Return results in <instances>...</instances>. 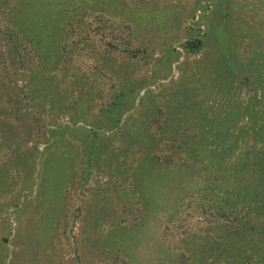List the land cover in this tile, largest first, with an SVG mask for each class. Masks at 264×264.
Returning <instances> with one entry per match:
<instances>
[{
	"label": "rangeland",
	"instance_id": "obj_1",
	"mask_svg": "<svg viewBox=\"0 0 264 264\" xmlns=\"http://www.w3.org/2000/svg\"><path fill=\"white\" fill-rule=\"evenodd\" d=\"M0 264H264V0H0Z\"/></svg>",
	"mask_w": 264,
	"mask_h": 264
},
{
	"label": "trees",
	"instance_id": "obj_2",
	"mask_svg": "<svg viewBox=\"0 0 264 264\" xmlns=\"http://www.w3.org/2000/svg\"><path fill=\"white\" fill-rule=\"evenodd\" d=\"M185 47L188 50H197L199 48V40L195 39L194 41L191 42H184Z\"/></svg>",
	"mask_w": 264,
	"mask_h": 264
}]
</instances>
